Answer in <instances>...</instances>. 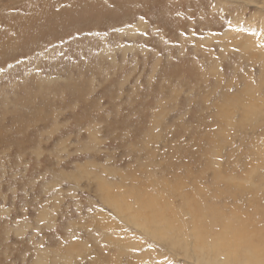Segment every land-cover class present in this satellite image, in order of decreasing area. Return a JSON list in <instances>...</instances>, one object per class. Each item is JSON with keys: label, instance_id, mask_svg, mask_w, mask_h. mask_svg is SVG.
Here are the masks:
<instances>
[{"label": "rangeland", "instance_id": "374dc122", "mask_svg": "<svg viewBox=\"0 0 264 264\" xmlns=\"http://www.w3.org/2000/svg\"><path fill=\"white\" fill-rule=\"evenodd\" d=\"M194 209L264 228V0H0V264H252Z\"/></svg>", "mask_w": 264, "mask_h": 264}, {"label": "bare ground", "instance_id": "6f19581e", "mask_svg": "<svg viewBox=\"0 0 264 264\" xmlns=\"http://www.w3.org/2000/svg\"><path fill=\"white\" fill-rule=\"evenodd\" d=\"M194 210L200 216L199 228L203 231L204 237L205 235L209 237L210 229L216 222L222 226L221 230L223 231L219 235L220 243L231 247L230 250H234L236 254L250 258L252 264H264V228L259 226L260 221L257 218L260 212L237 214L228 218L218 216L216 219H212L210 218L212 215L210 211L206 213V211Z\"/></svg>", "mask_w": 264, "mask_h": 264}]
</instances>
